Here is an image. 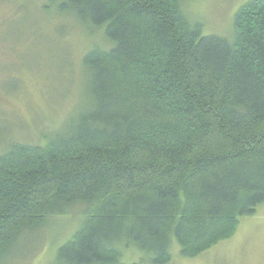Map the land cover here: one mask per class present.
Wrapping results in <instances>:
<instances>
[{
  "label": "trees",
  "instance_id": "obj_1",
  "mask_svg": "<svg viewBox=\"0 0 264 264\" xmlns=\"http://www.w3.org/2000/svg\"><path fill=\"white\" fill-rule=\"evenodd\" d=\"M193 1H46L104 46L82 57L71 120L0 154V261L82 206L65 264L131 249L170 264L174 241L196 258L264 205V0L237 11L231 37L205 36Z\"/></svg>",
  "mask_w": 264,
  "mask_h": 264
},
{
  "label": "rangeland",
  "instance_id": "obj_2",
  "mask_svg": "<svg viewBox=\"0 0 264 264\" xmlns=\"http://www.w3.org/2000/svg\"><path fill=\"white\" fill-rule=\"evenodd\" d=\"M46 1L0 0V154L11 142L36 143L43 132L71 120L82 108V57L104 43L101 32L91 36L55 7L43 12ZM247 1L195 0L185 9L202 24L205 36L231 37L234 16ZM76 208L51 219L34 236L21 237L0 264H65L58 251L84 220L82 206ZM172 256L170 264H264V205L241 220L231 239L204 254L183 258L174 241ZM139 261L135 249L124 251L122 264Z\"/></svg>",
  "mask_w": 264,
  "mask_h": 264
}]
</instances>
